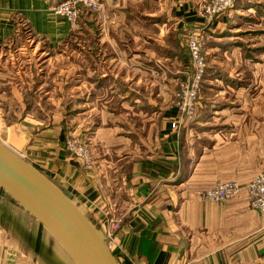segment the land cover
<instances>
[{
	"label": "crops",
	"instance_id": "1",
	"mask_svg": "<svg viewBox=\"0 0 264 264\" xmlns=\"http://www.w3.org/2000/svg\"><path fill=\"white\" fill-rule=\"evenodd\" d=\"M170 1L178 16L187 10L183 16L185 22L178 19L180 25L199 23L201 18L191 3ZM57 2L0 0V115L3 117L10 114L12 107L21 110L20 114L39 111L46 116L54 113L52 108L42 107V101L53 102L54 87L48 83L53 84L54 78L47 74V69L55 64L53 57L64 52L71 35L67 22L48 10ZM255 3L259 2L244 0L246 5ZM114 15L117 20L122 19V38H110L108 58L101 39L96 49L99 58L94 60L93 67L132 69L136 63L140 69L158 70L159 55L155 62L149 55L155 50L139 45L145 41L154 44V41L148 36H135L133 20L140 21L142 27L153 28L161 38L165 37V26L173 16L166 19L124 11ZM206 23L209 29L221 25L216 21ZM104 34L100 32L99 36ZM158 39L153 40L158 43ZM161 51L162 60L171 57L164 48ZM91 77L83 72L73 81L76 84L94 83L95 89L110 87L106 82L114 84L112 93L121 94L128 104L133 105L135 101V104H141L131 89L119 84L127 81L112 76L106 78L102 74ZM60 82L66 84L64 80ZM39 99L41 103L32 107L23 103L24 100ZM156 111L162 115V124L157 125V145L153 150L138 158H129L127 172L109 169L111 174H107L102 171L98 175L106 179L105 184L96 179L95 187L91 180L97 174L93 176L77 168L76 160L54 145V128L58 127L53 122L28 130L22 125H8L5 119L0 125L9 133L17 131L19 134L11 139L0 138V141L28 162L37 164L57 186L69 191L95 226L104 230L99 220H106L103 216L106 210L110 219L121 221L111 242L114 247L110 249L116 254L118 264H264V217L248 207L244 193L222 202L204 201L197 195L198 191L226 179L244 184L261 171L264 167L261 136L255 133L243 135L246 124L232 123L221 128L227 135L221 133L223 138L220 140L217 134L205 138L194 132L181 142L168 122L174 111ZM196 126L193 129L197 131L204 129L201 124ZM253 128L254 132L260 131L261 126ZM130 136L124 134V138L118 139L121 141ZM137 144L144 147L142 141ZM184 148L188 150L184 151ZM120 162L122 159H117L116 163ZM73 178L75 185L68 183ZM0 264L74 262L33 217L16 203L0 196Z\"/></svg>",
	"mask_w": 264,
	"mask_h": 264
},
{
	"label": "rangeland",
	"instance_id": "2",
	"mask_svg": "<svg viewBox=\"0 0 264 264\" xmlns=\"http://www.w3.org/2000/svg\"><path fill=\"white\" fill-rule=\"evenodd\" d=\"M157 1L159 0H98V10L97 7L89 9L84 5L79 6L74 27L68 25L71 35L64 52L56 54L53 57L55 64L47 69V74L54 78L53 84L48 83L54 87L53 102L42 101V107L49 110L52 108L54 113L46 116L39 114V111L36 114H20L21 110L12 107L9 115H0V123L7 119L8 125H22L30 130L53 122L58 127L54 128V145L76 160L77 168L80 167L93 176L97 174L91 180L94 187L98 181L105 184L106 179L98 175L102 171L107 174H111L109 169L127 172L129 158H138L153 150L157 145V125L162 124V115L158 114L157 109L174 111L168 122L170 128L178 133L181 142L189 139L194 132L205 138L217 134V139L220 140L223 138L221 133L227 135L221 132V128L235 123L246 124L243 135H260L264 148V0H255L259 2L256 5H246L244 0H231L230 7L212 19L204 14L211 0H186L192 4L201 20L197 24L189 22L181 24L182 26L178 19L184 21L183 16L187 14V10L178 16L172 1L166 0L162 4ZM123 11L133 15L147 13L166 19L173 16L165 26V37L161 38L153 28L142 27L140 21L133 20L134 35L148 36L154 41V44L145 41L139 45L151 46L155 50L154 53H149L155 62L159 55L160 66H156L158 70L140 69L136 63L132 69L93 67L94 60L99 58L96 53L99 41L102 39V48L105 47L108 51V58L110 38H122V19L117 20L114 14ZM235 11L242 15L239 16ZM214 21L221 25L219 28L215 26L214 29H209L206 22ZM100 32L105 34L99 36ZM153 39H158V43ZM192 44L198 47L203 66L202 75L198 73ZM162 48L171 57L162 60ZM83 72L89 73L91 78L102 74L106 78L112 76L123 82L127 81L119 84L131 89L140 98L141 104H135L137 101L134 104L131 102L133 105L128 104L121 94L112 93L111 87L114 84L108 82L106 83L110 87L99 89H95V84L88 81L76 84L73 80ZM62 80L66 84L61 83ZM37 102L40 104L41 100L23 101L30 107ZM196 124L203 125L204 129H193ZM253 126H261L260 131L254 132ZM211 130L212 133H208ZM18 134L17 131L9 133L5 126L0 125L2 140L6 137L11 139ZM124 134H130L131 138L120 141L118 138H124ZM141 141L144 147L137 144ZM71 145H80L87 150L89 168L85 165V158L70 150ZM187 150L184 148V151ZM117 159H122V162L117 164ZM32 165L45 174L37 164ZM263 170L264 167L242 185L251 182ZM75 181L73 178L68 183L75 185ZM104 212L106 219L109 214L107 215V210ZM101 221L105 226L102 218L99 222ZM120 223L119 220L118 229ZM114 233L111 235L114 236ZM107 243L109 246L110 242Z\"/></svg>",
	"mask_w": 264,
	"mask_h": 264
},
{
	"label": "water",
	"instance_id": "3",
	"mask_svg": "<svg viewBox=\"0 0 264 264\" xmlns=\"http://www.w3.org/2000/svg\"><path fill=\"white\" fill-rule=\"evenodd\" d=\"M0 196L33 217L74 264H118L103 228L89 220L72 194L1 141Z\"/></svg>",
	"mask_w": 264,
	"mask_h": 264
},
{
	"label": "built area",
	"instance_id": "4",
	"mask_svg": "<svg viewBox=\"0 0 264 264\" xmlns=\"http://www.w3.org/2000/svg\"><path fill=\"white\" fill-rule=\"evenodd\" d=\"M86 6L89 9L100 7L98 0H59L56 4L49 7V12L55 17L63 19L70 27H74L78 17V7ZM231 5V0H211L210 4L205 9H200V12L206 14L210 19L221 12L226 11ZM194 58L197 60V67L199 75L203 73V66L198 53V47L195 44L191 46ZM174 127L175 125L172 124ZM70 150L76 155L85 158V165L89 168V159L87 158L88 152L82 146L71 145ZM240 192L244 193L245 200L251 210L258 212L264 217V170L259 173L251 182L242 185L234 179H226L213 184L212 186L198 191L197 195L201 200L208 202H222L237 196ZM119 220L110 219L106 217L104 234L107 242H110L109 248L111 249V242L116 229H118ZM114 231V232H113Z\"/></svg>",
	"mask_w": 264,
	"mask_h": 264
},
{
	"label": "trees",
	"instance_id": "5",
	"mask_svg": "<svg viewBox=\"0 0 264 264\" xmlns=\"http://www.w3.org/2000/svg\"><path fill=\"white\" fill-rule=\"evenodd\" d=\"M114 256L116 257V254L114 253Z\"/></svg>",
	"mask_w": 264,
	"mask_h": 264
}]
</instances>
